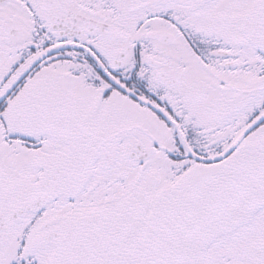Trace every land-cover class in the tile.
I'll use <instances>...</instances> for the list:
<instances>
[{"label":"snow or ice","instance_id":"6c2138e0","mask_svg":"<svg viewBox=\"0 0 264 264\" xmlns=\"http://www.w3.org/2000/svg\"><path fill=\"white\" fill-rule=\"evenodd\" d=\"M0 264H264V0H0Z\"/></svg>","mask_w":264,"mask_h":264}]
</instances>
